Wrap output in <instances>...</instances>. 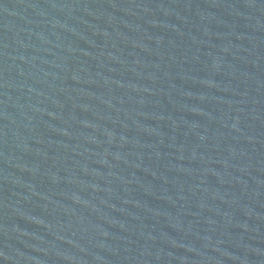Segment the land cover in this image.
Returning a JSON list of instances; mask_svg holds the SVG:
<instances>
[{
    "label": "water",
    "instance_id": "1",
    "mask_svg": "<svg viewBox=\"0 0 264 264\" xmlns=\"http://www.w3.org/2000/svg\"><path fill=\"white\" fill-rule=\"evenodd\" d=\"M43 0H0V61Z\"/></svg>",
    "mask_w": 264,
    "mask_h": 264
}]
</instances>
